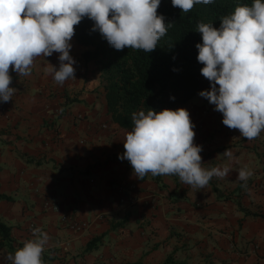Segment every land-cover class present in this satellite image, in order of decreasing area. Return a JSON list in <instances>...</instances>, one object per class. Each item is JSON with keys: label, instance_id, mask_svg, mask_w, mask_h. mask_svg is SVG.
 <instances>
[{"label": "crops", "instance_id": "0c3cea01", "mask_svg": "<svg viewBox=\"0 0 264 264\" xmlns=\"http://www.w3.org/2000/svg\"><path fill=\"white\" fill-rule=\"evenodd\" d=\"M71 43L76 79L57 84L45 69L59 54L39 56L30 75L10 72L16 91L0 103V222L11 237L10 246L0 237V264L36 227L49 236L44 264H160L170 253L187 264H264V130L244 138L198 92L174 109L190 112L202 166L229 163L230 148L232 170L203 188L178 175L139 179L118 158L130 130L111 120L100 72L82 57L88 47ZM69 215L86 226L70 228Z\"/></svg>", "mask_w": 264, "mask_h": 264}, {"label": "clouds", "instance_id": "9594fccd", "mask_svg": "<svg viewBox=\"0 0 264 264\" xmlns=\"http://www.w3.org/2000/svg\"><path fill=\"white\" fill-rule=\"evenodd\" d=\"M162 0H0V103L12 100L14 71L30 75L34 59L58 53V67L48 63L45 71L63 85L76 79V61L70 54L75 26L85 17L92 31H99L116 50L125 47L152 52L172 22L158 14ZM215 0H171L174 7L188 12L197 4ZM202 42L197 60L210 89L199 92L222 113V123L238 129L252 140L264 130V0L251 6H237L234 12L213 23L199 22ZM177 71V69H173ZM174 99V97H172ZM134 127L123 141L120 160L130 162L133 174L178 175L194 188L205 187L213 176L226 177L236 157L230 148L223 155L229 163L210 169L202 165L203 146L194 142L195 124L184 107L152 108L132 114ZM253 172L244 166L238 179L246 181ZM33 239L9 253L11 264H44L42 254L49 236L41 228L32 229Z\"/></svg>", "mask_w": 264, "mask_h": 264}, {"label": "trees", "instance_id": "16d2710c", "mask_svg": "<svg viewBox=\"0 0 264 264\" xmlns=\"http://www.w3.org/2000/svg\"><path fill=\"white\" fill-rule=\"evenodd\" d=\"M253 0H215L212 4H197L188 12L174 7L171 0H162L158 14L172 22L167 33L152 52L125 47L116 50L92 31L93 21L85 17L75 26V40L87 46L82 57L93 61L103 81V92L111 120L120 127L132 130V114L150 108L160 111L174 109L188 102L195 94L210 88V82L200 69L196 44L202 42L197 25L203 21L219 27L221 19L234 12L235 7L251 6ZM177 69L174 71L173 69ZM174 97V99H172ZM2 198H8L1 195ZM0 237L11 245L10 228L0 222ZM92 242L87 244V250ZM124 264H143L140 261ZM160 264H187L168 254Z\"/></svg>", "mask_w": 264, "mask_h": 264}, {"label": "built area", "instance_id": "2783aa9c", "mask_svg": "<svg viewBox=\"0 0 264 264\" xmlns=\"http://www.w3.org/2000/svg\"><path fill=\"white\" fill-rule=\"evenodd\" d=\"M129 198L132 201L136 200V197L134 195H130ZM53 208L57 209V206H54ZM61 221L72 229H81L86 226V223L77 220V218L74 215L62 216Z\"/></svg>", "mask_w": 264, "mask_h": 264}]
</instances>
